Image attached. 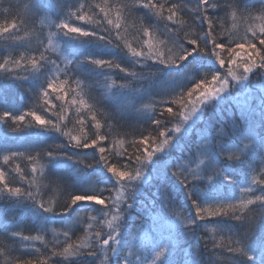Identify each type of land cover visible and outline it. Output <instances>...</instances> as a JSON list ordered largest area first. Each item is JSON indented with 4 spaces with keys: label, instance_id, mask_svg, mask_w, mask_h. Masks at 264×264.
I'll return each mask as SVG.
<instances>
[{
    "label": "snow or ice",
    "instance_id": "snow-or-ice-1",
    "mask_svg": "<svg viewBox=\"0 0 264 264\" xmlns=\"http://www.w3.org/2000/svg\"><path fill=\"white\" fill-rule=\"evenodd\" d=\"M259 2L261 7L257 11L260 14L253 16L247 7L243 12L240 11L239 0H226L225 3H222V0H199L194 7H189L180 0H132L131 4L122 3L115 6L109 0H102L87 8L84 3H79V0L76 3H63L61 0L58 7L68 10L67 19L54 25L56 32H49V46H51L53 37L63 40L65 51V37L82 43L95 40L106 46L120 49L141 66L152 61L166 67L176 68L188 61L195 53H202L214 57L220 68L224 69V74L214 73L210 79L205 77L195 82L193 87L177 93L172 99L154 101L151 113L155 114L152 123L155 125L156 136L153 137L151 133L142 134L138 141H134L138 146V154L128 155V162L119 164V166L107 162L104 154L109 149L102 142L108 139V134L99 131L105 126L110 129L114 127L107 124L112 117L104 116V124H102L98 115L103 116V114L83 98L69 101L67 79L57 80L55 77L52 80L46 79V87L41 96L43 108L40 111L29 110L18 115L8 110L0 112V123L7 125L12 133H21L30 128H41L67 138L66 144L56 145L54 149L46 152L25 155L19 151H9L8 155L3 156L5 165H9L10 161L20 157H25L30 162L43 161L39 168L33 164L27 176L22 173L19 163L15 164L14 168L0 169V200L18 209L30 207L39 214L36 224L32 226V230L36 231L37 235H24L23 231L18 228L5 237L8 240L19 237L18 248L23 249L28 258L14 257L15 249L0 241V257H3V264H71L73 258L81 256L94 258L96 264H117V260L113 257H119L124 247L122 233L125 229V218L133 208L139 182L147 179L146 171L149 165L159 154L166 152L172 146L173 140L185 132L190 122L194 123L196 119H199L198 114H201L203 109L211 105L216 111L219 103L226 98L225 94L229 93L233 81L236 84H244L247 88L245 82L249 81L250 77L264 79V0H259ZM221 7L225 12V19L230 15L232 20L236 21L239 14L241 20H247L244 36L239 40H233L230 36L227 41H223L214 34L215 21L209 12ZM73 8L75 11H72ZM133 9L138 11L147 9L157 21H165L164 31L157 32L156 24L147 23L145 17L142 16L139 18L138 31L140 43L138 46H133L121 35L122 31L127 29V18ZM40 10L39 3H32L25 19L19 24L12 21L10 24L0 25V36L7 43V47H13V42L19 39V31L25 30L29 23L34 24L35 16ZM186 13L191 14L193 22H199L200 25L207 23V30L204 31L203 37L192 36L185 32L186 21L183 16ZM257 22H259L258 26ZM160 37L166 38L160 39ZM47 50L45 48L43 52H39L37 49L38 58L31 56L26 59L22 56L20 59H5L3 63H0V71L4 76H12L17 80H27L42 74L49 64L56 67L59 72L56 61L45 55ZM225 51L227 59L222 55ZM22 63L23 75L15 72V69L19 68ZM73 63V60L65 57L66 69L71 70L69 66ZM83 63L96 66L102 72L108 73L105 79L111 77L110 70L113 69L131 77L132 80L143 78L141 73L129 71L115 59L86 56ZM226 65H231V67H225ZM76 67H79L78 63ZM131 86V82H128L119 84L117 87L123 89ZM53 93L56 94L55 99L64 102L62 107L64 105L77 107L76 124L80 126L79 130L83 133L82 135H73L65 130L67 124L62 126L61 123L53 121V116L57 118V121L61 119L60 114L54 110L56 105L52 103ZM250 93L252 94L251 101L246 102V107L239 117L233 113L226 124H218L214 118L210 120V131L201 132L195 151L190 152L186 158L189 164L179 165V167L176 164L174 169L177 171H171V176L187 189V198H191L194 215L188 211L187 215L184 212L175 211V205L178 203L175 197L176 188L169 183L167 174H165L160 180L157 192L167 189L170 185L175 191L171 195L161 196L162 214L152 216L155 229L165 226L169 229H179L182 226L191 231L197 221H201L204 223L200 227L208 229L213 234V239L216 233H224L228 237L227 241H224L222 237L221 242L214 244L213 248H220L222 252L230 254L229 264H238L234 259L237 257L240 258L239 264H245L246 261H251L252 264H264V251L258 262L249 254L253 250L258 227L264 228V182L253 176L251 183L242 185L235 178L238 171L252 170L250 161L254 156H264V86H261L258 91L250 90ZM156 103L162 106L158 114L155 111ZM173 104L177 105L175 110L172 107ZM257 105H259L260 113L259 128L256 126L255 113L252 111ZM85 108L87 109L86 115L81 117L80 112ZM137 111H142V109H137ZM48 112L51 115H47ZM249 114H251V119H249ZM88 116H90V122L87 127L91 135L84 132ZM169 124H172V127H168ZM245 128L247 132L243 131ZM153 144L155 147L152 146ZM69 146L81 150L98 149L100 156L96 163L103 162V167L111 173L112 177H115L116 184L119 185L116 196L109 195L106 199L103 190L98 191L95 188L94 181L85 184L87 177L83 172H78L73 184L80 185V190L69 191L62 207L57 208L54 202L45 200L49 191H67L62 180L51 178L53 175L49 165L57 161L62 155V150ZM193 156L197 161L195 168L190 167ZM73 158L85 168L92 166L91 163H86L83 157H68V159ZM232 165L237 167L230 170ZM37 173L39 177L36 176ZM261 176L264 177V171L261 172ZM218 182L225 189H239L245 195L236 198L233 202L225 203L221 195L213 194V189L216 188ZM108 200H111V204L107 202ZM87 205L103 206V208L96 209L100 216L86 215L82 218L88 229H93V222H95L98 230H93L90 234L86 232L80 243H73L69 230L66 229L63 233L64 239L61 241L55 238L47 253L42 251L41 247L36 246L38 241L43 248H48L49 242L45 239L48 229L40 224L45 214L63 216L72 212L77 206ZM167 205H172L173 208L168 209ZM180 208H185V205L181 204ZM153 210L154 207L143 205L139 211V217L143 219L145 216H150ZM169 213L172 219H169ZM257 216H259V223H257ZM223 218L239 222L238 226H229L227 229L219 227L218 219ZM18 220L19 215L17 214L8 223H17ZM214 224L217 226H211ZM233 227L243 228L246 231L241 234L240 231H232ZM259 244L264 248V236L259 238ZM171 249L172 244L169 241L160 246L159 250H154L155 257L151 264H168L167 256ZM214 254L218 259L221 258V253ZM55 257L60 259H55ZM123 264H148V261L142 259L141 255L135 252L134 244H131L127 256L123 258ZM191 264H196V261H191Z\"/></svg>",
    "mask_w": 264,
    "mask_h": 264
},
{
    "label": "trees",
    "instance_id": "trees-1",
    "mask_svg": "<svg viewBox=\"0 0 264 264\" xmlns=\"http://www.w3.org/2000/svg\"><path fill=\"white\" fill-rule=\"evenodd\" d=\"M36 3H39L40 5H45V0H34ZM251 1V0H247ZM0 2H2L0 0ZM102 0H83L79 3H84L86 5V8L89 5H94L96 3H100ZM111 4L119 5L121 3L120 0H109ZM260 3V2H259ZM4 5L0 4V25H7L4 24L5 21H14L9 18H6L2 14V10L4 8L12 9L13 13H17L19 8H21V5L15 4V3H3ZM257 7H261V5H258ZM254 13V12H253ZM190 13H186L183 16V19L187 22L190 16H188ZM213 17V20L215 21L214 27L216 28V25L218 24V21L216 20V17L212 14H210ZM255 15V13H254ZM56 13H53L52 10L46 9L43 13L37 14L34 19V24L29 23L25 30L19 31L21 40L19 42H13V47H7V43L5 41L0 43V63H3L5 59H20L22 56L26 59L31 56L39 57L38 54H36V50L39 49V51L43 52L45 48H47V52H45V55L50 57L52 60L56 61V65L59 66V72H57L56 67L53 65H48L46 69H44L42 74H39L35 77H30L27 80H17L12 78V76H4L3 72L0 71V108H4V110L11 111L14 115L21 114L23 112L29 111V110H35L40 111L43 108V100L41 99L42 93L45 90L46 87V79L52 80L54 77L57 80H68V84L66 87L69 90L68 99L69 101L72 99H80L83 98L88 104H91L94 106L95 109L98 110L99 113L103 114V116L98 115V119L101 120V123L104 124V116H111L113 115V112H118L123 115H126L130 120L126 123H122L120 121H115L113 119H109L107 121L108 125H112L111 129L107 126L102 127L99 131L100 132H107L108 138L116 139L119 138L122 141H125L120 148V153L115 154L114 152L116 149H112L109 146V143H105L104 145L109 149L108 152H106L104 155L107 158V162L110 164H116L119 166V164L127 163V156L132 155L133 153H137V145L134 143V141H138L141 138L142 134H149L153 137L156 136V133L154 131L155 125L151 123L147 127L143 128L141 124H139L138 120H133L132 118V112L129 109L127 105H125L122 102V97L125 93L129 95H136L139 96V98L144 97L143 90L146 89V85L151 83L155 77L160 75L164 70H167L163 65L154 63L152 61H149L146 65H139L136 64L135 61L127 56L124 52H121L120 49L112 48L109 46H106L104 43L99 41H86V42H80L78 40H73L71 38L65 37V48L64 50V44L63 40L59 37H53L51 41V46H49L48 38H46L44 41H35L30 43V41H34L33 37L37 36L41 31L42 28L45 29L48 33L56 32L57 29L54 27L55 24L59 23L57 21ZM144 16L145 21H147L149 18H151L153 15L151 13L144 12L140 13L138 10L133 9L127 18V29L125 31H122L121 35L126 38V40L129 43H132L133 46H138L140 43V38L138 35L139 31V18ZM154 17V16H153ZM22 20H17L16 22L19 24ZM80 23V22H75ZM10 24V23H9ZM196 27L198 28V32H195L192 27H189L185 30V27L188 26L187 24L184 25V30L187 34H190L192 36H204V31L207 30V23L205 22L203 25H200L199 22H195ZM179 27V26H178ZM16 31V30H13ZM113 35L115 33L113 32ZM216 36L218 34H215ZM244 36V31L241 32L240 36H238L235 40H239L241 37ZM3 38L2 36H0ZM36 47V48H35ZM259 47V45H258ZM57 50H60V53ZM126 51V49H125ZM102 55H109L112 59L117 60L120 62L121 59H124L127 61L130 65L135 67H147L150 70L149 74H142L143 78L138 80H132L131 77L119 73L118 70H110L112 72V76L108 79H105V76L108 75L106 72H102L100 68H97L96 66L83 63L86 56H92L95 58H100ZM222 55L225 56L227 59L226 51L222 53ZM65 57L67 59H71L74 61L72 65L69 66L71 70H68L65 68ZM215 59V58H214ZM26 62V61H25ZM76 63L79 64V67H76ZM218 64V63H217ZM219 65V64H218ZM225 67H231V65H226ZM222 75L224 74V69L220 68ZM15 72L20 73L21 75L24 74V67L23 63L22 65L15 69ZM65 72H67V75H65ZM15 73H13L14 75ZM92 78H95V82L92 83ZM113 81H115V85H113ZM16 82L21 83L24 85L25 88H22L20 91H18V88H16ZM131 82V87L129 88H123L119 89L117 86L122 83H128ZM251 82V83H250ZM248 85H251L249 87V92L254 91V87H256V84L258 83L254 79L250 77V80L246 82ZM192 86H189L190 88ZM33 88H36V93H33ZM232 92L236 93V96L241 97L242 94H245L247 91H244L243 88L244 84H236L234 81L231 85ZM55 93L52 94V103L56 105V108L54 109L57 113L60 114L61 119L57 121V118L55 116L52 117L54 122H59L63 126L64 124H67L66 131L71 132L73 135H82L80 126L76 124L77 120V107L75 105L67 106L63 105L64 102L59 101L55 99ZM152 96L159 99L160 101L163 98L161 95H155L154 92H152ZM174 110L176 109V104H173L172 106ZM0 109V112L4 111ZM222 109V108H220ZM161 109H159L160 111ZM158 111V112H159ZM87 109L85 108L84 111L80 112V116L84 117L86 115ZM47 115H51L50 112L47 113ZM239 117V114L236 115ZM227 118V114L225 116ZM90 122V116L86 119V126L84 127V132L88 133V135H91L90 129L87 127V124ZM168 127H172V124H169ZM204 127V124H197V126L193 129L188 128L186 126L185 132L182 134L176 136L175 139H178L180 137L185 138L186 135H190L191 132L201 131ZM175 139L173 140V144L175 142ZM121 141V142H122ZM26 143H40L43 147L39 148V150H28V149H16L15 146L17 144H26ZM67 138L65 136L60 135L56 132H49L45 129L41 128H30L25 130L21 133H12L10 129L7 128V125L0 123V169H10L14 168L15 164L19 163L21 165L22 173L27 176V173L30 172L31 167L33 164L37 168L40 167V164L43 163V161H28L25 159V157L16 158L13 161H10L9 165H5L3 162V156L8 155L9 151H19L24 153V151H27L25 155L27 154H35L38 152H46L50 149H54L56 145L60 144H66ZM122 144V143H121ZM172 144V146H173ZM155 147V145H152ZM171 146V147H172ZM118 147V146H116ZM70 149L69 147H67ZM173 150L175 147L172 148ZM79 155L87 154L84 150L78 149ZM171 152V148H169L166 152L163 154V161L165 159L168 160V155ZM138 154V153H137ZM71 156V155H69ZM68 155H61L60 158L55 161L54 163L49 165V168L51 170V174L53 175L52 179H59L62 180L64 184V188L67 189V191H49L48 194L45 196V200H50L55 203V206L57 208H60L63 206V201L67 199L68 192L70 191H78V189L73 188L75 184H73V181L75 180V177L78 172H83L85 176L87 177V180L85 184H87L90 181L95 182V188L97 190H103L104 197L107 199L109 195L115 196V191L112 187L105 186L103 177L96 175L97 173L94 171V166L103 164L96 163L97 160H99L100 153L97 150L91 149V153L88 154L89 159H87V163H91L92 166L85 168L79 166V164L75 163L76 159H68ZM159 156V155H158ZM156 159V158H155ZM155 159L152 162V164L149 165L146 176L147 179L143 182H141V185L144 186L146 190H148L149 196L152 198L154 196L160 195V192H157V188L160 186V180L162 176L160 175L161 171H159V168L161 167V164H156ZM255 160V159H254ZM178 166V165H177ZM174 169L173 166H170ZM177 169H175L176 171ZM154 171L157 172V176H155ZM37 177H39V173L36 174ZM30 178V177H29ZM262 182H264V177L261 176L260 179ZM72 187V188H71ZM69 188V190H68ZM71 188V189H70ZM80 190V185H79ZM231 191H234V194L237 195L238 191H235L234 189H231ZM114 192V193H113ZM242 195H245L242 193ZM2 205L0 206V226H3L5 229L4 231L8 232L9 234L12 231H16L18 228H20L23 233L24 231L29 227L32 230V226L36 224L37 222V216L39 215L36 213L35 209H32L30 207H24L23 209H18L16 206L12 205L9 206L6 201L0 200V203ZM109 204H111V200L107 201ZM30 204V202H28ZM102 206V205H101ZM103 208V206H102ZM7 210H11L13 215H19V220L17 223H4L3 222V214L7 212ZM157 212V211H156ZM155 212V213H156ZM153 214L150 216H145V219L149 220L150 217L157 215ZM159 214H162L160 212ZM86 215L88 216H100V213L96 210L91 209L90 207L84 206V209L81 208V206H77L73 209L72 212L67 213L66 215L60 216V215H54V214H45V217L40 220V224L44 227H47V235L45 238H58L59 240H63L64 236L61 231L56 232V237L54 232H49L51 228H57L60 229L62 226L65 225V229H70L71 223L74 225L81 227L85 222L82 218H84ZM67 219L68 221L64 220ZM130 214L126 216L125 223L130 221ZM71 222V223H70ZM257 223H259V216H257ZM69 225V227H68ZM67 226V227H66ZM264 230V228H260ZM93 230H98V225L94 222L93 223V229H82L79 230V233L77 235V241L73 243H79V241H82L85 237L86 232L90 234ZM105 227V231H106ZM35 235L38 233L34 231ZM83 233V234H82ZM258 233V232H257ZM123 250L121 255L119 257H113V259L117 260L118 264H123V258L127 256L128 250L130 245L125 244L124 240L126 237L131 238L133 240V237L135 236V240L139 238V233L135 230H132L129 225L128 227H125L123 233ZM257 235V234H256ZM73 240L75 238H72ZM140 239V238H139ZM134 240V241H135ZM134 241L132 244H134ZM227 241V240H226ZM72 242V241H71ZM188 244H184V248H180L179 250L182 252L183 255L179 256L175 260L171 256L167 257L168 264H191V261L195 260L196 264H229V255L226 252H222L220 248H213L214 244L219 243H213L209 242L207 238L203 235L198 236L195 240L192 242L187 241ZM36 246H42L38 241L36 242ZM198 246V247H197ZM51 249V248H50ZM189 249V250H188ZM47 249H42L45 253L48 252ZM188 250V251H187ZM187 251V252H186ZM196 253L202 254L200 257L194 256ZM214 253H221V258L218 259L217 256ZM25 254H27L25 252ZM24 254V250L21 249L15 253H13L14 257H21V258H28ZM11 259V257H10ZM55 259H60L59 257H55ZM132 259V258H130ZM237 260L239 264L240 258H234ZM88 262L89 264H96L95 259L92 257H89L88 260L83 262L82 264H85ZM0 264H3V257H0ZM71 264H79V260L75 261V258H73ZM148 264H151V260L148 261Z\"/></svg>",
    "mask_w": 264,
    "mask_h": 264
},
{
    "label": "bare ground",
    "instance_id": "bare-ground-1",
    "mask_svg": "<svg viewBox=\"0 0 264 264\" xmlns=\"http://www.w3.org/2000/svg\"><path fill=\"white\" fill-rule=\"evenodd\" d=\"M1 1H2L0 2L1 5H4L3 3H15L18 5H21V8H19L17 13H13L12 9H9V8H4V10H2V14L6 18H9L14 21H17L19 19L24 20L26 15L28 14V9L30 8L31 4L36 3L34 0H1ZM80 1H83V0H79V2ZM120 1H121L120 4L122 3L131 4L132 2V0H120ZM62 2L63 3H76L77 0H62ZM180 2L187 4L189 7H192V6L194 7L199 2V0H180ZM225 2L226 0H222V3H225ZM60 3H61V0H45V5H41V10L39 11V14L43 13L46 9H50L52 10L53 13H56L55 17H57L56 19L58 22L65 21L67 19L68 10L66 8L62 10L61 7H58V4ZM239 4H240L241 12H243L244 9L247 7L251 10L253 16H259L260 13L257 11V9L260 8L257 6L261 5L259 3V0H251V1L239 0ZM72 11H75V9L73 8ZM139 12L140 13L147 12V9L141 10ZM253 12L255 13V15ZM210 14L214 15L216 17V20L218 21L214 34H218L217 38L219 40L227 41L230 36L233 40H235L238 36H240L241 32L244 31V28L247 24V20L246 19L241 20L239 18V14H238L236 21H233L230 15L228 16L227 19H225V12L223 10V7L215 9V10H210L209 15ZM188 16L191 17V14H189ZM146 22L156 24L157 32L164 31L165 21H157V19L152 16ZM9 23H11V21L4 22V24H9ZM258 23L259 22H257V26H258ZM186 24L188 26L185 27V30L189 27H192L195 32H198L197 31L198 28L196 27V24L195 22H193L192 18H189ZM178 26L179 25H176V27ZM48 34L49 33L45 29L42 28V31L37 36H34L33 37L34 41H30V43L35 42V41H44L46 38H48ZM18 35H19V39L16 42H19L21 40L20 33ZM165 38L166 37H160V39H165ZM3 41L4 39L0 37V43ZM209 47H211V45H209ZM57 51L60 54V50H57ZM39 52L36 51L35 53L39 55ZM100 58L112 59L111 56L109 55H102ZM120 63L122 66L127 67L129 71H135L141 74L150 73L149 68L132 66L124 59H121ZM164 67L167 70H164L160 75L155 77L151 83L146 85V89L143 90L144 92L143 98H139V96H136V95H129L127 93H125L122 97V102L125 105H127L132 112L133 120H138L139 124H141L143 128L150 125L154 120L155 114L151 113L153 111V102L160 101L159 99L152 96V92H154L155 95L159 94L163 96L164 99H172L177 93L188 89L189 86L193 87L195 82H198L199 80L204 79L205 77L210 79L211 75L214 73H218L222 75L221 70L219 69V65L217 64L214 57L206 55V54H202V53H195L193 56L189 58L188 61H185L178 68L166 67V66ZM251 78L258 82L256 84V87H254V91H258L261 86H264V79H258L256 77H251ZM95 80H96L95 78H92V83H94ZM245 84L247 83L245 82ZM249 87H251V85L247 84V88H243V90L247 92L245 94H242L241 97L236 96V93L232 92L233 90L230 87L229 93L225 94L226 98L222 102L219 103V107L217 108L216 111H214L212 106L209 105L205 109L202 110L201 114H198L199 119H196L194 123L190 122V126H188V128L190 129L195 128L197 124L199 123L204 124V127L201 131H196V132L194 131V132H191L190 135H186L185 138L180 137L178 139H175L173 146L170 147L171 152L168 155V160L165 159L163 161L162 153L156 157L155 163L158 165L161 164V167L159 168V171H161L160 175L164 177L165 174H167V179L169 183L174 185V187L176 188V191L174 187L170 185L167 189L162 190L160 192V195H157L151 198L149 196L148 190H146L144 186L141 185V182H139L136 199L133 204V208L130 210L131 219L129 222L125 223V227H128L129 225V227L132 230L134 231L136 230L139 233L140 239L137 238L134 241V250L137 254L141 255L142 259H146L147 261L149 260L152 261L155 257L154 250H159L160 246L168 243L169 241H171L172 249H171L170 254H168L167 257L171 256V260L172 258L175 260L179 256L183 255L179 249L184 248L185 247L184 244H188L187 241L192 242L200 235L205 236L209 242H213V243H220L222 237L224 241L227 240L228 238L227 235H225L224 233H219V232L216 233L215 238L213 239L212 238L213 234L208 229L200 227V225L204 223L201 221H197L196 226H194L191 231L183 228L182 226L179 229L177 228L169 229L167 226L161 229H155L153 227L152 217H150V222L149 220L145 219V217L141 219L139 217V211L143 205H148L149 207H154V210L151 215H153L156 211L157 212L155 214L157 215H154V216L161 215L159 214L160 212H162L161 202H160L161 196L171 195L175 191V197H176V200L178 201V203L175 205V211L184 212L185 215H187V211H188L192 213V215H194V209H192L191 207V198H187L188 196L187 189H185L179 183V181L175 179V177L171 176V171H175V169H173L170 166L175 167V165L177 164L179 167V165L189 164V161L186 158L188 157L190 152L195 151L196 146L200 141L201 132L210 131L209 129L210 120L214 118L218 124H226L229 122L230 116L233 113H235V115L239 114L240 116L242 111L246 107V102L251 101L252 94L248 93ZM16 88H18V91H20L22 88H25V87L21 83L16 82ZM33 93H36V88H33ZM161 107L162 106L159 103L155 104V111L157 114H158L159 109H161ZM176 108H177V105H176ZM137 109H142V111H137ZM252 111L255 113L256 126L257 128H259V117H260L259 105H257L256 109H253ZM226 114H227V118H225ZM251 118H252L251 114H249V119ZM112 119L115 121H120L122 123H126L130 120L126 115H123L118 112H113ZM243 131L247 132V128L243 129ZM121 141L122 140L119 138H116V139L108 138L102 143L103 144H105L106 142L109 143V146L112 149L114 150L116 149L114 153L117 155L120 153L119 150L122 147V145L126 143L125 141H122V142ZM40 147L41 149L43 147L40 143H26L22 145L17 144L15 146V148L18 150L24 149V148L28 150H32V149L39 150ZM173 147H175L174 150L172 149ZM69 148L70 149L66 147L65 149H63L62 155H68V156L71 155L73 157H77V156L83 157V159L87 163V159H89L88 154L91 153V149L84 150L85 152H87L86 155L85 154L79 155L78 149H73L70 146ZM26 152L27 151H24V153ZM196 162L197 161L195 157L193 156L190 167L195 168ZM75 163L79 164L77 160ZM250 163L252 164L251 171L246 169L245 171H242V170L238 171L236 174L235 178L242 185L251 183L253 176H255L258 180H260L261 172L264 171V156H260V155L254 156L252 160L250 161ZM79 166H81V168L84 167L83 164H79ZM236 167H237L236 165H232L230 170ZM94 171L97 173L96 175L103 177L105 186L107 185L114 189L115 196H116L117 189H119V185L116 184L115 177L111 176V173H109L107 169L103 167L102 163L94 166ZM154 174L155 176H157L156 171H154ZM73 188H76L79 190V185L75 184ZM234 190L238 191L239 189H234ZM213 194L221 195L225 203L233 202L236 198H239L242 196L241 192L238 191L237 195H235L234 191L233 192L231 191V188L225 189L219 184V182L217 183L216 188L213 189ZM64 202L65 201H63V203ZM2 203L3 202L0 203V206L2 205ZM181 204H184L185 208L183 209L180 208ZM86 207H90L93 210L102 208L101 205H87ZM166 207L168 209L173 208L172 205H167ZM81 208L84 209V206L83 207L81 206ZM13 216L14 215L12 211L7 210V212L3 214V217H2L3 222L7 223L9 220L12 219ZM172 218L173 217L171 216V213H169V219H172ZM64 220L68 221L67 219H64ZM238 223L239 222L237 221H229L227 220V218L218 219V226L222 228H226V229L229 228V226H238ZM78 226L71 223L70 225L71 230L68 229L72 242H76L78 240L77 235L79 233V230L88 228L86 223L83 224L81 227H78ZM211 226H217V225L214 224ZM4 230L5 229L3 228V226H0V241H2L3 244H6L9 247L15 249L14 253L21 250L18 248L19 237L13 238L12 240H8L5 237L6 235H10V234ZM65 230L66 229L64 225L60 229L51 228L49 232H54L55 237H56V232L61 231L62 233H64ZM231 230L240 231L241 234H243V232L246 231V229H243V228L241 229L239 227H233ZM257 232L258 233L256 237H254L255 242L253 244V250L249 254L255 257L256 261L258 262L261 258L262 251H264V248H262L261 245L259 244V238L264 236V230L258 227ZM23 234L35 236L34 230H31V228L29 227L24 231ZM72 238H75V239L73 240ZM45 239L49 242L48 249H50L52 247V243L54 242V239L53 238L52 239L45 238ZM80 242L81 241H79V243ZM124 242L125 244L130 245L133 243V240H131V238L129 237H126ZM41 249H44L43 246H41ZM194 256L200 257L202 256V254L196 253ZM88 259H89L88 256H81V257H76L75 261L79 260V264H82ZM85 264H89V263L86 262ZM245 264H252V262L246 261Z\"/></svg>",
    "mask_w": 264,
    "mask_h": 264
},
{
    "label": "rangeland",
    "instance_id": "rangeland-1",
    "mask_svg": "<svg viewBox=\"0 0 264 264\" xmlns=\"http://www.w3.org/2000/svg\"><path fill=\"white\" fill-rule=\"evenodd\" d=\"M83 100H84V99H83ZM103 133H107V132L104 131Z\"/></svg>",
    "mask_w": 264,
    "mask_h": 264
}]
</instances>
